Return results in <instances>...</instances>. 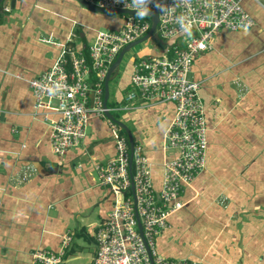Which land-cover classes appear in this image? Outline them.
Masks as SVG:
<instances>
[{"label":"crops","instance_id":"0c3cea01","mask_svg":"<svg viewBox=\"0 0 264 264\" xmlns=\"http://www.w3.org/2000/svg\"><path fill=\"white\" fill-rule=\"evenodd\" d=\"M14 3L13 9L0 6V264H32L38 249L58 252L67 233L73 241L62 264H92L95 232L114 203L95 171L116 156L111 130L92 118L78 148L54 154L49 124L34 115L28 80L65 51L84 55L100 28L116 29L122 17L92 16L77 0ZM243 7L255 27L216 33L191 68L206 108L207 162L156 238L158 254L169 260L264 264V0H244ZM164 52L154 43L148 55ZM132 63L112 76L108 103L123 104L132 90ZM174 114L175 105L165 102L125 117L151 163L157 191L162 163L173 157L162 145ZM23 174L29 178L20 183Z\"/></svg>","mask_w":264,"mask_h":264},{"label":"built area","instance_id":"2783aa9c","mask_svg":"<svg viewBox=\"0 0 264 264\" xmlns=\"http://www.w3.org/2000/svg\"><path fill=\"white\" fill-rule=\"evenodd\" d=\"M83 1L103 9L138 11L133 0ZM243 1L146 0L149 11L157 12L156 34L160 40H179L183 47L174 49L171 56L170 50H166L133 62L132 90L123 104L104 108L105 80L121 51L149 33L151 17L120 15L122 21L116 29L96 33L88 48V59L65 51L47 72L28 80L34 97V115H42L49 124L54 154L62 156L78 148L87 138L92 118L105 120L111 130L116 156L96 165L95 171L99 185L112 191L114 203L107 220L95 232L92 264H203L166 259L158 254L155 241L168 227L169 216L182 207L179 197L184 189L206 168V108L200 96L201 83L190 77L192 65L200 53L211 49L216 33L255 27ZM90 73L95 76L93 81ZM165 102L175 105V114L164 134L162 149L173 153V157L162 163V185L157 191L143 146L135 142L130 170L129 140L121 133L122 128L106 116V111L127 112L145 104ZM52 115L57 118H51ZM28 178V174H23L19 182ZM72 241V234L67 233L62 236L58 252L34 251L32 264H62Z\"/></svg>","mask_w":264,"mask_h":264},{"label":"water","instance_id":"95a60500","mask_svg":"<svg viewBox=\"0 0 264 264\" xmlns=\"http://www.w3.org/2000/svg\"><path fill=\"white\" fill-rule=\"evenodd\" d=\"M77 1L83 7H85L87 10L94 12V13L138 16L137 11H129V10H121V9H103V8H98V7H95L91 4H88V3L84 2L83 0H77ZM13 4H15L14 0H0V6L3 9H6V8H12L13 9ZM146 17H151V19H152V27H151L149 33L145 37L139 39L138 41L133 42V43L129 44L128 46H126L121 51L117 60L114 62V64L110 67V69L108 71V74H107V77L105 80V85H104L105 86V95H104V108L105 109H107V105H108V101H109V97H110V86H109L110 81L112 79V76L115 74V72L119 68L121 62L123 61L125 54L127 52H129L133 47H135L139 44H142L151 38H155L157 40H160V38L156 34V28L158 25L157 12L155 10H150L148 12V15H146ZM106 116L109 119L115 121L126 132V134L128 136V140H129L130 148H131V157H130V170H131L132 169V161H133V147L135 144L134 135L131 132L130 128L124 122H121V121L115 119L109 111H106ZM132 189H134V187H132ZM138 227H139L140 234L142 235V227H141L140 222H139ZM148 252H149L150 259L152 261V257H151L149 249H148Z\"/></svg>","mask_w":264,"mask_h":264},{"label":"rangeland","instance_id":"374dc122","mask_svg":"<svg viewBox=\"0 0 264 264\" xmlns=\"http://www.w3.org/2000/svg\"><path fill=\"white\" fill-rule=\"evenodd\" d=\"M93 15H97V16H99L101 18H118V16H120V15H117L116 16V14H104V13H93L92 16ZM100 29L101 30H105L106 28H105V26H103ZM154 43L156 44L157 47L160 48V44H162V41L161 40H157L155 38H151V39L147 40L146 42H144L142 44H139V45L133 47L129 52H127L125 54L124 59H123V61L121 62L120 65L122 66V65H124L122 63H128L131 60H133V62H135L139 58L147 57L148 54H149V52L153 49V44ZM123 67L124 66H122L121 68H123ZM111 93H112V96H114L113 94L116 93V91L115 90H111ZM111 99H112V97H111ZM110 105H111V103H110ZM113 114L118 117V120L119 121L126 123V118L125 117L126 116H130L132 114V111H127V112H113ZM127 124L129 126H132L133 125L130 121Z\"/></svg>","mask_w":264,"mask_h":264},{"label":"trees","instance_id":"16d2710c","mask_svg":"<svg viewBox=\"0 0 264 264\" xmlns=\"http://www.w3.org/2000/svg\"><path fill=\"white\" fill-rule=\"evenodd\" d=\"M182 47L183 46L180 44V41L179 40H176L175 42H172V41H162V44H160V48H162L164 51L170 50V52H169V55L170 56L173 54V50L174 49H181ZM84 55L88 59V52L84 53ZM94 77H95L94 74L93 73H90V81H93L94 80ZM108 106L109 107H112V106H114V103H111V105H110V103H108ZM112 115H113V117L115 119L118 120V117L117 116H115L114 114H112ZM121 133L128 138L126 132L123 129H121Z\"/></svg>","mask_w":264,"mask_h":264},{"label":"clouds","instance_id":"9594fccd","mask_svg":"<svg viewBox=\"0 0 264 264\" xmlns=\"http://www.w3.org/2000/svg\"><path fill=\"white\" fill-rule=\"evenodd\" d=\"M134 5L137 7V15L143 18L148 15L149 9L146 0H133Z\"/></svg>","mask_w":264,"mask_h":264}]
</instances>
